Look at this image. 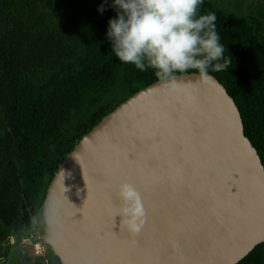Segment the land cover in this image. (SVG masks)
<instances>
[{
	"label": "water",
	"instance_id": "water-1",
	"mask_svg": "<svg viewBox=\"0 0 264 264\" xmlns=\"http://www.w3.org/2000/svg\"><path fill=\"white\" fill-rule=\"evenodd\" d=\"M208 74L139 89L65 154L42 234L63 264H236L264 242V164L234 97ZM122 182L145 207L138 236L114 216Z\"/></svg>",
	"mask_w": 264,
	"mask_h": 264
},
{
	"label": "trees",
	"instance_id": "trees-1",
	"mask_svg": "<svg viewBox=\"0 0 264 264\" xmlns=\"http://www.w3.org/2000/svg\"><path fill=\"white\" fill-rule=\"evenodd\" d=\"M51 2L76 30L85 54L76 68L51 81L42 91L26 85L3 87L5 81H0V106L5 95L12 135L9 140L0 138V151L7 150L0 161V243L11 236L20 238L25 229L32 227L33 217L44 233L45 194L65 154L103 115L159 79L153 69L142 72L115 57L106 33L108 21L116 13L111 8L103 14L97 11L104 0ZM209 13L217 17L216 30L225 49L224 57L231 61L228 69L215 72L209 68V72L234 97L245 134L264 164V20L224 7L216 0H203L199 14ZM14 41L16 44L17 37ZM26 41L24 38L22 42ZM7 66L15 70L21 65L19 61L13 69ZM47 246L48 264H63ZM236 264H264V242Z\"/></svg>",
	"mask_w": 264,
	"mask_h": 264
},
{
	"label": "clouds",
	"instance_id": "clouds-1",
	"mask_svg": "<svg viewBox=\"0 0 264 264\" xmlns=\"http://www.w3.org/2000/svg\"><path fill=\"white\" fill-rule=\"evenodd\" d=\"M202 3L203 0H112L109 4L104 0L97 11L103 14L111 8L116 13L108 21L106 35L119 61L142 72L151 68L162 81L175 80V73L189 69L210 79L209 68L223 71L231 61L224 57L215 13L199 14ZM71 176L67 171L65 180ZM116 191L120 206L114 216L120 215V226L131 236H138L146 222L141 194L128 182L120 183Z\"/></svg>",
	"mask_w": 264,
	"mask_h": 264
},
{
	"label": "rangeland",
	"instance_id": "rangeland-1",
	"mask_svg": "<svg viewBox=\"0 0 264 264\" xmlns=\"http://www.w3.org/2000/svg\"><path fill=\"white\" fill-rule=\"evenodd\" d=\"M216 1L264 20V0ZM14 37H17L16 44ZM24 38L26 42H22ZM84 54L85 48L76 30L53 8L51 0H0V81H5L3 87L26 85L42 91L51 81L76 68ZM19 61L18 69L8 68V64L15 68ZM1 101L0 138L9 140L12 135H9L6 119L5 95ZM6 151H0V161ZM32 219V227L25 229L20 238L11 236L0 243V264H48V246L36 220Z\"/></svg>",
	"mask_w": 264,
	"mask_h": 264
},
{
	"label": "snow or ice",
	"instance_id": "snow-or-ice-1",
	"mask_svg": "<svg viewBox=\"0 0 264 264\" xmlns=\"http://www.w3.org/2000/svg\"><path fill=\"white\" fill-rule=\"evenodd\" d=\"M142 198V197H141Z\"/></svg>",
	"mask_w": 264,
	"mask_h": 264
}]
</instances>
